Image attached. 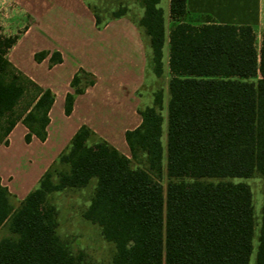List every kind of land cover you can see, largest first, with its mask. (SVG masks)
I'll return each mask as SVG.
<instances>
[{
	"label": "trees",
	"instance_id": "1",
	"mask_svg": "<svg viewBox=\"0 0 264 264\" xmlns=\"http://www.w3.org/2000/svg\"><path fill=\"white\" fill-rule=\"evenodd\" d=\"M161 0H141L135 19L158 78L165 71L166 23ZM122 7L112 17L125 15ZM167 142L164 88L141 104V124L126 132L131 157L82 125L70 145L20 202L0 178V264H87L57 233L48 193L86 186L97 177L85 217L115 244L113 264H264V201L255 263L253 190L264 176V32L260 48L251 24L190 20L187 0H170ZM97 23L101 19L97 15ZM16 37L0 33V146L18 122L45 141L55 93L10 60ZM48 51L36 54L41 61ZM63 61L54 52L51 65ZM79 69L65 99L96 83ZM60 167V168H59ZM164 176L168 181L162 183ZM8 222V223H7Z\"/></svg>",
	"mask_w": 264,
	"mask_h": 264
},
{
	"label": "crops",
	"instance_id": "2",
	"mask_svg": "<svg viewBox=\"0 0 264 264\" xmlns=\"http://www.w3.org/2000/svg\"><path fill=\"white\" fill-rule=\"evenodd\" d=\"M160 5L166 23L165 70L170 71V0H161ZM94 6L91 0H0V33L5 37H16L8 52L10 60L30 78L55 93L45 141L33 136L27 142L25 137L29 129L23 122H18L8 135V144L0 146L2 184L20 202L39 185L42 176L53 165L59 166V157L82 125H88L98 136L131 157L126 132L141 124L139 106L153 101H149L144 92L145 84L149 75L153 81L158 77L152 72L148 60L150 50L135 19L126 13L105 21L100 18L101 25H98L99 14ZM187 8L190 20L195 24L210 19L218 23L251 24L257 37L264 32V0H187ZM143 14L142 6L140 17ZM41 51L49 53L37 61L35 56ZM54 52H60L63 61L51 65ZM81 68L94 73L97 81L76 97L68 115L65 112L66 95L73 90L71 81ZM91 184L94 189L89 203L80 213L70 208L71 212L66 214L67 222L72 232H78L82 226L72 222L77 216L85 227H99L104 239L109 241L101 227L85 217L97 187V177L86 186L67 187L47 195V202L56 208L57 233L74 255L83 253L75 254L60 234L62 209L56 198ZM6 225L0 229V236Z\"/></svg>",
	"mask_w": 264,
	"mask_h": 264
},
{
	"label": "rangeland",
	"instance_id": "3",
	"mask_svg": "<svg viewBox=\"0 0 264 264\" xmlns=\"http://www.w3.org/2000/svg\"><path fill=\"white\" fill-rule=\"evenodd\" d=\"M94 3L95 11L99 14L100 18L104 21L107 18L113 16V13L125 7L127 9L128 15L133 19H138L142 11L141 0H91ZM262 40V33L260 32L257 37V47L260 48ZM148 76V80L145 84L144 92L149 96V101L153 99L152 92L162 86L164 88V108L163 114L165 117L164 122V135L163 142L166 146L167 142V103H168V81L170 78V71L165 70L162 77L153 81ZM60 168V167H59ZM235 181H245L250 184L253 190V204L255 212V230H254V252L252 257V262L255 263L256 251L258 247V236L260 231V221H261V212L264 201V176L260 173L254 174L249 178L234 179ZM167 177L164 176L162 183L164 186L167 184ZM94 189V184H91L89 187L78 190H70L66 193L56 198V202H59L62 209L61 223L59 231L63 239L66 240L71 250L75 254L83 253V258L87 263L90 264H113V256L115 252V244L109 241H106L101 234L99 227H85L83 222L81 223L80 218L74 216L72 222L74 221L77 226H82L78 232H72L70 225H68L66 214L70 208L75 213H80L82 208L89 203V200L92 196ZM71 211H69L70 213ZM77 215V214H76ZM8 227H6L2 233L6 234Z\"/></svg>",
	"mask_w": 264,
	"mask_h": 264
}]
</instances>
